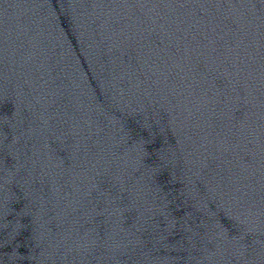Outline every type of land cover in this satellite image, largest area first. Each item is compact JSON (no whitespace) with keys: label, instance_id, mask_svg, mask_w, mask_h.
Wrapping results in <instances>:
<instances>
[{"label":"water","instance_id":"1","mask_svg":"<svg viewBox=\"0 0 264 264\" xmlns=\"http://www.w3.org/2000/svg\"><path fill=\"white\" fill-rule=\"evenodd\" d=\"M0 264H264V0H0Z\"/></svg>","mask_w":264,"mask_h":264}]
</instances>
